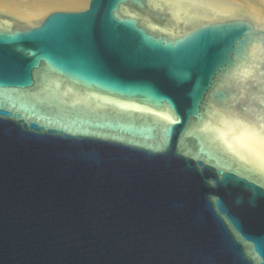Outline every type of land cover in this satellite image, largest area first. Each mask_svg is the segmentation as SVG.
Masks as SVG:
<instances>
[{"label": "water", "instance_id": "95a60500", "mask_svg": "<svg viewBox=\"0 0 264 264\" xmlns=\"http://www.w3.org/2000/svg\"><path fill=\"white\" fill-rule=\"evenodd\" d=\"M264 6L0 0V264H264Z\"/></svg>", "mask_w": 264, "mask_h": 264}, {"label": "bare ground", "instance_id": "6f19581e", "mask_svg": "<svg viewBox=\"0 0 264 264\" xmlns=\"http://www.w3.org/2000/svg\"><path fill=\"white\" fill-rule=\"evenodd\" d=\"M12 7L25 6L29 13L44 12L47 9L53 7H59L71 2L83 1V0H6ZM260 5L264 6V0H255Z\"/></svg>", "mask_w": 264, "mask_h": 264}, {"label": "snow or ice", "instance_id": "6c2138e0", "mask_svg": "<svg viewBox=\"0 0 264 264\" xmlns=\"http://www.w3.org/2000/svg\"><path fill=\"white\" fill-rule=\"evenodd\" d=\"M260 140V146H261V157H260V162H261V167L264 169V133H258L257 134Z\"/></svg>", "mask_w": 264, "mask_h": 264}]
</instances>
